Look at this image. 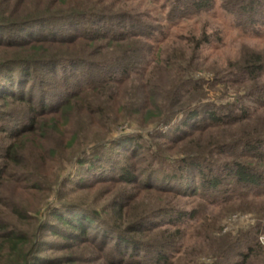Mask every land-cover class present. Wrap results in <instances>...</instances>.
<instances>
[{"label": "trees", "instance_id": "obj_1", "mask_svg": "<svg viewBox=\"0 0 264 264\" xmlns=\"http://www.w3.org/2000/svg\"><path fill=\"white\" fill-rule=\"evenodd\" d=\"M215 7L0 0V264H264V57L245 52L209 81L197 69L210 35L162 47L164 26ZM219 8L243 32L264 28V0ZM227 83L243 98L202 102ZM123 122L153 127L114 135ZM67 158L81 173L60 181ZM103 184L119 188L106 206L70 197ZM225 208L255 224L215 236Z\"/></svg>", "mask_w": 264, "mask_h": 264}, {"label": "rangeland", "instance_id": "obj_2", "mask_svg": "<svg viewBox=\"0 0 264 264\" xmlns=\"http://www.w3.org/2000/svg\"><path fill=\"white\" fill-rule=\"evenodd\" d=\"M220 1L221 0H215L216 7L213 11L207 14H203L196 19L188 20L171 28L169 25H166L163 28V35H166V43L162 47H164L166 55H172L173 53L178 52L180 47L179 44H182L187 37H199L202 32L210 35L209 44L203 45L198 52L199 62L197 69V74L203 79L209 81L215 80L219 76L225 81V78L227 77V68L237 62L245 52L252 51L264 57V28L259 30L257 34L251 30H246L244 32L241 31L240 26L235 23L234 17L219 8ZM136 5L137 3L134 4V7H136ZM144 7H146L145 4L140 8L142 9ZM138 10H140L139 7ZM145 12H148L149 15L155 17L159 15L154 9L153 11L149 9ZM187 53L188 51H186V54ZM243 95L244 91L242 88H237L233 83H227L224 85L217 84V87L214 90H211L205 95L202 102H212L216 105L233 104L240 97L243 98ZM240 101L244 102L245 100ZM257 113H259V116H257L258 118H264L263 109ZM152 127V125H150V127L147 125L144 128V126L137 123L123 122L120 123L116 129L114 128V135L129 133L145 134L150 132ZM239 129V126H233L226 131L236 134ZM76 168L77 167L74 163L71 164L68 162L67 158L65 163L57 169L60 170L57 172V175H59V178H57L61 181L62 178H66L68 175H72L73 177L77 176L78 173L81 172H75ZM57 178L52 180L51 186L53 192L49 194V202L53 201L54 186L56 185V181H59ZM118 190L119 188L117 186L111 187L108 184H103L88 190H78L73 194L74 196L70 197L71 199H77L84 204L94 203L96 204V207L101 205L106 206ZM214 211L217 213L219 209ZM224 211H226V208L223 209V217L220 218L219 222V228L221 231L215 233V236L222 237L226 234H234L241 229H247L255 224L256 216L252 211L245 213H239L236 211L234 213H225ZM186 240H190V237L187 236ZM53 241L58 243L59 240L55 239ZM260 241H263L262 244L264 245V235L260 238ZM184 243L185 246H192L194 242ZM202 244L204 243L197 241L195 244L196 249H201ZM45 255L51 257H65L67 254L54 253L52 250H48ZM198 262L210 264L211 261L206 259L205 255L199 254Z\"/></svg>", "mask_w": 264, "mask_h": 264}, {"label": "built area", "instance_id": "obj_3", "mask_svg": "<svg viewBox=\"0 0 264 264\" xmlns=\"http://www.w3.org/2000/svg\"><path fill=\"white\" fill-rule=\"evenodd\" d=\"M261 242H263V241H261Z\"/></svg>", "mask_w": 264, "mask_h": 264}]
</instances>
